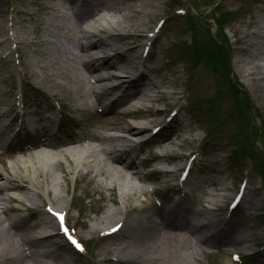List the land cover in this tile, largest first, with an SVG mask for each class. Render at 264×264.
I'll use <instances>...</instances> for the list:
<instances>
[{
    "label": "bare ground",
    "instance_id": "bare-ground-1",
    "mask_svg": "<svg viewBox=\"0 0 264 264\" xmlns=\"http://www.w3.org/2000/svg\"><path fill=\"white\" fill-rule=\"evenodd\" d=\"M42 1L44 10L53 13L35 29L38 35L36 55L42 59L41 67L47 83L57 91L54 98L72 113L83 115L84 123H75L76 129H82L77 135H57L53 132V117L40 116V110H43L40 104L33 111L25 105L29 136L25 140H12L8 136V125H1V121L3 117L16 120L15 102L5 101L7 97L13 99L14 92L0 88V264H26L37 254L40 260L51 259L54 264L57 261L69 264L65 258L50 251L55 239L59 238L58 233L49 237H27L25 230L29 221L9 216L7 204L28 207L32 218L38 216L42 220L50 218L47 217L50 214L46 210L48 205L54 208L55 213L66 215L68 211L63 206L65 198L60 195V190L61 182H67L70 176L75 180L87 178L88 182L109 190L119 198L129 200L136 195H146L147 190L142 186L144 174L136 158L131 157L137 151L136 139L154 128L165 130L166 127L157 119L163 114L158 108L162 101L170 99L178 112L183 108L180 105L183 93L165 91L168 85L174 87L167 79L159 82L155 75L149 77L145 73L133 78L135 67L131 56L145 47L143 44L133 46L131 42L148 38L152 29L121 32L122 22L129 20L131 13L139 14V7L153 8L152 5L159 0H136L140 1L138 6L97 0L95 8L87 13H79L76 9L87 7L82 0ZM37 2L31 0L29 3ZM255 11L256 14L246 23L245 31L233 30L234 58L230 59V66L234 76L246 86V95L253 97V109L264 112V4L259 3ZM8 22L3 20L0 24V68L7 67L15 53L22 70L29 71L36 62L35 59L23 60L22 47L30 42L17 40L13 34V22ZM61 32L68 36L63 37L64 41L58 38ZM42 33L44 39L40 37ZM52 36L56 41L50 39ZM118 45L127 48L121 51ZM113 54L116 60H113ZM122 63L126 66H121ZM114 80L118 83L107 87ZM7 84L8 80L0 74V85ZM122 87L125 90H121L117 106L110 108L108 102L113 91ZM42 96L46 97V94L42 93ZM5 108L8 110L3 112ZM137 113L140 115H135ZM115 117L121 119V124L114 120ZM172 121L177 123L174 119ZM182 132L190 133L192 129L181 120L178 127L170 131V141L157 147L161 153H154L153 156L161 163L171 162L177 157L168 151L174 144L171 137ZM177 167L175 165V170L164 174L165 178L174 176ZM197 184L196 190L201 196L194 198L192 204L202 205L208 198L217 206L215 211L207 215L203 210H187L186 213L193 215L196 225H188L184 220L180 226L172 222L173 217L185 212L179 203L169 208L163 205H130L131 211H138L127 223L129 234L118 245L111 243L106 250L108 255L101 261L116 264H193L200 245L216 246L217 236L205 232L219 224L220 219L215 217L219 211L217 204L222 197L221 192L227 189L214 180L198 181ZM113 202L119 205V199ZM248 205L254 207L258 204L248 202ZM118 216V211L114 209L106 211L103 222L95 223L90 234L98 233L99 227L106 230L120 224L124 226ZM117 218V222L112 224ZM223 232L221 242L224 245L248 247L252 243L247 237L236 236L232 227L223 228ZM128 243H136V248L129 249L131 246L125 245ZM34 261V264L38 263Z\"/></svg>",
    "mask_w": 264,
    "mask_h": 264
},
{
    "label": "rangeland",
    "instance_id": "rangeland-1",
    "mask_svg": "<svg viewBox=\"0 0 264 264\" xmlns=\"http://www.w3.org/2000/svg\"><path fill=\"white\" fill-rule=\"evenodd\" d=\"M30 1L2 0L0 3V24H2L3 20L14 22L13 30L17 40L30 42L29 45L22 47L25 55L23 60L35 59L36 62L35 66L30 67L29 71H25L26 74L23 75L20 73L21 66H18L17 63V55L11 56V63L7 67L0 68V74L8 80V84L5 86L0 85V88L7 92L13 88V92L16 93L18 98L20 86L26 79L30 85H34L32 89L33 95L28 96V106L32 107L37 103H41L43 109L51 106L57 113L59 111L57 105L59 102L54 98L57 91L50 87L45 79V71L41 67L42 59L36 55L38 48L35 46L38 37L35 30L36 27L41 25V22L52 14L50 15L44 10V1L36 0L38 1L37 4H31L29 3ZM91 1L97 2V0ZM105 1L120 4L128 3L137 6L140 2L136 0ZM259 3L264 4V0H159L152 5L153 8H137L139 14L131 13L129 20L122 22L121 32H140L152 29L151 33H154L159 23L163 22L161 33L153 44L149 58L136 61L137 69L141 70V64L145 60V74L149 77L155 75L159 82L167 79L174 84L173 88L168 85L165 91L183 93L184 98L180 105L188 106V113L182 114V117L185 124H188L192 129V132H182L180 139H178L180 133L176 137H171L174 144L169 147L168 151L177 157H174L168 164L171 166H183L190 153H195L197 158L201 155L202 157L194 164V172L189 183V190L186 191L188 193H185V198L182 191H175L177 189L176 185L179 183V174H175L171 178H165L153 172L155 167L161 168L165 166L164 164L159 166L157 164L151 166L148 163L141 165V162L137 161L139 169L145 177L142 186L148 188L149 192L144 196L136 195L129 200L124 197L119 198L118 195L112 194L109 190L95 183L88 182L87 178L75 180L73 176H70L67 182H61L60 195L65 198L63 206L68 211V224L82 242L89 246L88 251L87 253L79 254L73 251L62 238L55 239L50 251L65 258L69 264H115L114 262L108 263V261L105 263L101 260L108 255L106 250H108L107 248L111 243L118 245V242L124 241V238L129 234L130 230L127 223L130 222L131 216L138 211H131L130 205L134 207L158 206L157 198L153 197L150 192V189H156L159 190L160 196L158 199L165 207H173L178 202L185 212L190 209H196L206 211L207 215H209L214 205L208 201V198L202 205L198 203L193 205L192 201L194 198L197 199L198 196H201V193H194L192 190L198 181L214 180L224 185L227 189L221 192L222 197L219 198L217 204L220 209L215 214V217L222 220L221 223L215 229L205 232L208 235L216 234L218 244L211 247L200 245L198 247L199 254L193 264H264V168L263 170L258 169L259 158L247 155L252 154L256 157V154L259 155L261 152L264 154V132L261 135L259 131L260 129L264 131V112H258L253 109V97L250 94L246 95V86L242 84L238 77L234 76L230 66V59L234 58L232 45L235 37L233 30L236 28L242 31L246 30V23L256 14L255 9ZM143 12L146 14L143 15ZM227 17L230 20L226 23V29L215 25L218 21L220 22L221 18L226 19ZM189 23L195 29H190ZM59 36L58 38L61 41H64L63 37H68L63 32ZM40 37L44 39L43 33ZM194 37L195 40L201 42L204 47L202 50L213 57L212 59L210 58L211 61L209 60V62L212 67L217 66L220 68V73L223 75L222 80L206 69L210 66H207L204 60L197 61L191 55L182 58L181 50L185 47H191ZM50 39L56 41L55 36L50 37ZM144 43L148 44L143 39L131 42L133 46ZM67 45L70 46L69 44ZM217 45L220 48H226L227 52L219 56L217 54ZM120 46L122 49L127 48L124 45ZM194 47H191V53L199 51V49ZM141 54L142 49L131 57L134 59L138 57L137 59H139ZM223 56L224 59L222 58ZM123 65L126 66V64L122 63L121 66ZM226 77L230 80V84L227 83ZM232 84L238 91L239 98L237 100L239 107L243 108V113L246 115L241 120L231 113V102L226 99V95L225 99H218V95L224 96ZM42 93H45L46 97L41 98L43 97ZM208 101H216V104L214 103L215 110L211 111V106L214 107V105L207 104ZM116 106L117 103L109 105L112 109ZM170 106H172L171 100L167 99L162 101L158 108H170ZM32 110H34V107H32ZM68 112L69 114H66L67 127L62 135H77L82 129L75 130L74 124L76 121L84 123V116L79 113ZM135 115L138 116L140 114L137 113ZM106 116L112 117L111 115ZM167 116L163 113L157 119L158 121H165ZM114 120L118 124L122 122L118 117H115ZM176 127L178 125L154 137L142 149L143 155L141 159H145L147 155L151 157L154 153H161L157 147L170 141L168 140L170 139L168 135ZM149 134H151V131L147 133V135ZM259 134L262 137L261 141L259 140ZM240 143L243 147H241ZM243 151L244 153H242ZM238 152L241 156L235 158L234 155ZM262 164H264V159ZM242 183L247 185L248 196L246 202L241 204L233 213H230L227 208L228 204H230ZM208 189L211 191V188L208 187ZM116 198L119 199V205L113 202ZM248 202H254L258 205L252 207L248 205ZM36 203L39 204V201L36 200ZM7 207L10 209L8 215L14 218L18 217V214L14 213V211L22 210V207L16 204L9 203ZM112 209L118 211V218L124 222V226L118 234L103 239L100 238L101 232L91 235L90 230L95 223H102L105 212ZM230 214L231 220L229 219ZM21 215L25 216L24 212ZM190 217L191 225H195L193 215L190 214ZM118 218L111 223H116ZM33 220H29L25 230L27 237H39L40 229L49 225L46 220H42L38 216L33 217ZM224 226L232 227V229L236 230V236L247 237L252 240V243L248 247L224 245L221 242L224 233L220 230ZM178 230L182 232L184 227L183 230ZM98 231H101L100 227ZM125 245L127 247L130 245L129 249L131 250L136 248V243ZM234 254H239L243 261L241 263L234 262L232 260V255ZM246 255L253 256L251 259L245 260L244 257ZM34 260H37V264H54L51 259L40 260L38 254L35 259L27 261L26 264H34ZM59 262L57 261V264H60ZM150 264L156 263L152 262Z\"/></svg>",
    "mask_w": 264,
    "mask_h": 264
},
{
    "label": "trees",
    "instance_id": "trees-1",
    "mask_svg": "<svg viewBox=\"0 0 264 264\" xmlns=\"http://www.w3.org/2000/svg\"><path fill=\"white\" fill-rule=\"evenodd\" d=\"M224 21H226V19L224 18V19H222L221 18V20H220V23L221 24H223V22ZM200 42V41H199ZM197 40H195V42H194V45L193 46H195L194 48L195 49H199V51L197 52L196 50V53H193V56L194 57H196L199 61H205V63L207 64V66H209V64H210V62H209V60L211 61V59L213 58L211 55H207V54H205L204 53V51L202 50V48H204L202 45H201V42L199 43ZM216 48H217V50H218V53H219V56L220 55H223V54H225L227 51H226V49H224V48H220V46L218 47V45L216 46ZM192 54V53H191ZM211 58V59H210ZM223 59H224V56L222 57ZM213 68L215 69V71H217L218 72V67L217 66H213ZM223 76V75H222ZM227 78V77H226ZM227 83H231L230 82V80L227 78ZM234 84H232L231 86H230V89H231V92L234 94V96H235V98L237 99V98H239L238 97V91L235 89V87L233 86ZM234 88V89H233ZM237 91V92H236ZM238 101V100H237ZM239 106V105H238ZM263 168H264V165H261V169L263 170Z\"/></svg>",
    "mask_w": 264,
    "mask_h": 264
},
{
    "label": "snow or ice",
    "instance_id": "snow-or-ice-1",
    "mask_svg": "<svg viewBox=\"0 0 264 264\" xmlns=\"http://www.w3.org/2000/svg\"><path fill=\"white\" fill-rule=\"evenodd\" d=\"M48 212L51 213L53 216H56L58 218V220L60 221V227L63 229V231L65 232L66 235H68V230L66 228H64L63 225V216L58 214V213H54L52 212L51 209H48ZM71 243L80 251H83V248L81 245H79V243L75 240V239H71Z\"/></svg>",
    "mask_w": 264,
    "mask_h": 264
}]
</instances>
